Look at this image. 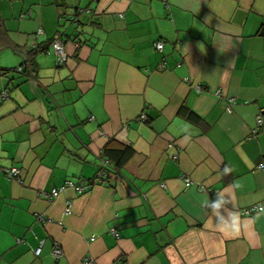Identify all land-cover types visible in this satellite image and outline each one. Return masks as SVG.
<instances>
[{
  "label": "crops",
  "instance_id": "1",
  "mask_svg": "<svg viewBox=\"0 0 264 264\" xmlns=\"http://www.w3.org/2000/svg\"><path fill=\"white\" fill-rule=\"evenodd\" d=\"M261 25L264 0H0V67L21 65L0 74V167L21 175L0 170V264H264V215L233 238L202 207L264 205ZM56 33L63 63L29 56ZM110 138L133 152L99 180ZM69 179L92 184L44 199Z\"/></svg>",
  "mask_w": 264,
  "mask_h": 264
},
{
  "label": "built area",
  "instance_id": "2",
  "mask_svg": "<svg viewBox=\"0 0 264 264\" xmlns=\"http://www.w3.org/2000/svg\"><path fill=\"white\" fill-rule=\"evenodd\" d=\"M164 2H167V0H163ZM39 30H37L38 32ZM49 45L52 48V52H54L55 54V58H56V63L57 64H61L63 63V61H65L66 56H65V48H64V41L63 38L60 36L59 33H56L54 35V37L51 38V40L49 41ZM154 46L158 49V50H162L163 48V41L158 40L154 43ZM165 62L161 61L158 64V69H163L165 68ZM15 71H20L21 70V65L15 66L14 68ZM187 81L189 80V78H185ZM193 87L196 89V91H201L203 90L202 86L199 84H195L193 85ZM1 97L5 98L7 96L6 91L2 90L0 92ZM215 94L219 97V98H223L225 101V108L229 111L232 110V104L235 103L236 98L234 96H228V95H224L221 88H216L215 89ZM139 118L141 120H145L147 118V114L145 112V110L143 109L140 114H139ZM264 123V107H262L259 112L256 114L255 117V126L252 128V133H256L257 130L259 129V127ZM173 157L176 158L177 154L174 153ZM108 160L101 157L100 160V168L97 172V179L99 180H106L107 175L106 172L103 169V166L107 165ZM260 167H264V158L261 160V162L259 163ZM0 170L2 171L4 177H6L7 179H13L17 182H21V175H20V168L18 166H10V167H0ZM192 182V180L189 177H185V183L186 184H190ZM89 182H86L84 180L81 181H73V180H66L61 186L59 187H54L51 188L49 191L43 192L42 196L44 197V199L46 201H49L51 198L56 197L60 191L63 190L64 187L66 186H70L73 187L76 191L81 192L84 191L86 188H88L90 186ZM202 188H205L204 186L201 185ZM216 196V195H215ZM263 205L262 203H255L249 206H246L244 208H242V212L244 213H252L254 212L258 206ZM70 209V201H67V207H66V212L69 211ZM42 219V218H41ZM110 231L112 232V234H114L116 237L119 236L118 230L115 227H111ZM35 253L38 252V248H35L34 250ZM50 253L52 256L54 257H60L63 254V249L61 247V244L58 241H54L52 242V246L50 249ZM84 264H93V260L91 258H85L84 260ZM116 264H123L121 262H117Z\"/></svg>",
  "mask_w": 264,
  "mask_h": 264
},
{
  "label": "clouds",
  "instance_id": "3",
  "mask_svg": "<svg viewBox=\"0 0 264 264\" xmlns=\"http://www.w3.org/2000/svg\"><path fill=\"white\" fill-rule=\"evenodd\" d=\"M184 50L188 54V46L185 45ZM183 131H188V127L182 129ZM185 140L189 139V136L184 137ZM226 193H216L215 199L210 201L209 198L205 200L202 204V207L206 210L207 213H210L211 218H216L215 227L228 235L229 237L239 238V237H249L253 234L255 229L256 222L264 215V205L258 206L255 210V215H250L249 213H244L237 210L236 205L233 201V198ZM232 203L233 209H228L227 204ZM223 209L226 212L225 215L221 214ZM210 210V211H209Z\"/></svg>",
  "mask_w": 264,
  "mask_h": 264
},
{
  "label": "trees",
  "instance_id": "4",
  "mask_svg": "<svg viewBox=\"0 0 264 264\" xmlns=\"http://www.w3.org/2000/svg\"><path fill=\"white\" fill-rule=\"evenodd\" d=\"M259 34L264 38V25H261L259 29ZM61 36V35H60ZM54 37V36H52ZM43 45L34 44L29 49V56H32L34 52L39 50H45L47 47V43L51 40V38ZM62 37V36H61ZM13 67H0V74H5L14 70ZM191 117L194 115L191 113ZM133 152V147L127 143H120L117 138H110L108 142L104 145L101 151V157L108 160L107 165L103 166L104 171L107 175V180L111 177V175H118L120 171V167L124 164V162L130 157Z\"/></svg>",
  "mask_w": 264,
  "mask_h": 264
}]
</instances>
